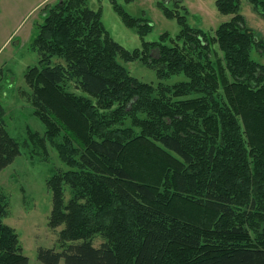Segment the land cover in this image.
I'll use <instances>...</instances> for the list:
<instances>
[{
  "label": "trees",
  "instance_id": "1",
  "mask_svg": "<svg viewBox=\"0 0 264 264\" xmlns=\"http://www.w3.org/2000/svg\"><path fill=\"white\" fill-rule=\"evenodd\" d=\"M66 1L50 8L33 43L41 65L47 63L25 74L43 136L28 130L29 139L21 145L0 127V172L31 143L43 150L49 143L61 162L75 169L57 172L47 187L52 195L49 227L60 228L61 246L78 243L62 252L39 249L38 261L264 264V65L250 57L260 39L244 26L240 0L223 3V12L236 15L209 40L224 52L223 66L219 61L210 68L205 52L197 54L201 61L196 62L164 52L161 61H169L170 69L188 80L178 91L171 89L168 98L155 97L152 86L121 67L117 58L129 60L132 54L107 35L99 13L84 0ZM247 1L264 17V0ZM134 24L140 31L150 27L137 19ZM185 32L181 35L189 48L184 51L207 50L205 33ZM67 83L81 94L66 93L62 86ZM135 98L132 109H152L151 121L125 111ZM114 104L117 119L99 114ZM4 110L0 104V125ZM123 115L146 131L135 136L129 128L114 129ZM159 124L173 131L162 135L155 128ZM135 158L149 164L146 171L133 163ZM65 187L74 191L69 203ZM7 210L0 198V264H28L18 235L2 222ZM97 235L104 241L94 247Z\"/></svg>",
  "mask_w": 264,
  "mask_h": 264
},
{
  "label": "rangeland",
  "instance_id": "2",
  "mask_svg": "<svg viewBox=\"0 0 264 264\" xmlns=\"http://www.w3.org/2000/svg\"><path fill=\"white\" fill-rule=\"evenodd\" d=\"M62 1L64 4L67 2L66 0L44 1L39 5L40 7L34 8L30 14L27 13L25 21H23L25 13H20L14 26L16 33H13L8 40L0 39V104L5 109L3 125L0 127L4 126L8 134L21 145L29 139L28 130L39 133L41 137L45 132L44 125L34 115L33 91L26 83L25 74L29 68L41 65L40 55L33 43L40 27L45 23L50 8L59 6ZM225 1L84 0V5L99 13L107 35L132 54L129 60L117 58L121 67L140 83L152 86L156 91L155 97L164 94L163 96L168 98L174 93L171 89L178 91V85L188 80L177 69H170L169 61H161L164 52L185 55L193 62L200 60L197 57L198 53L205 52L209 57L207 61L208 59L212 61L210 68L214 69L219 61L221 66L225 64L223 59L225 55L219 44L209 41L210 37L211 39L214 37L220 24L236 15L234 12H223L224 8L221 6ZM14 6L19 10L20 1L16 0ZM226 7L228 9L229 5ZM26 8L28 7L21 8L20 11H26ZM261 12L264 13V7L261 8ZM170 13L173 16L169 17ZM239 15L243 18L244 26L253 36L260 39V46L258 48L253 46L249 52L250 57L264 65V17L256 13L247 0H240ZM136 19L140 24H147L150 27L140 31V28L134 27ZM8 28H13L11 20L6 22L3 30ZM186 29L197 31L196 36L201 35L200 32L205 33L207 36L205 41L209 42L207 50L201 48L196 51H184L189 48L184 44L181 35L186 33ZM175 59L180 58L175 57ZM57 60L58 58L53 56L51 64H55ZM46 63L43 62L41 66H45ZM62 88L66 93L81 94L75 90L72 83H67ZM87 98L92 104L97 103L96 99ZM135 102L136 98L128 102L125 111H132V116L139 120L151 121L150 114L155 112L152 109L146 113L138 108L132 109L136 108L133 107ZM118 108L119 106L114 104L111 110H100L99 114L113 118L112 114ZM132 116H119V122L113 128H129L134 131L135 136L142 135L143 131H146L145 128L134 127ZM117 118L114 116V119ZM152 119L148 125L155 124L162 119V116ZM155 128H158V132L162 135L173 131V128L167 127L166 124L156 125ZM38 146L31 143L28 149H22L15 161L0 172V198L8 203L7 215L2 222L18 235L22 254L28 259V264H41L37 259L39 249H55L56 252H62L69 245L78 243L68 242L65 247L61 246L60 228L53 230L49 227L52 195L47 187V182L57 172L75 171V169L62 163L57 151L49 143H46V150ZM132 161L142 172L147 170L149 164L143 159L139 160L142 162L137 158ZM73 192L69 187L64 188L66 203L74 197ZM103 241V237L97 235L93 240V246L99 247ZM60 264H64V261L61 260Z\"/></svg>",
  "mask_w": 264,
  "mask_h": 264
},
{
  "label": "crops",
  "instance_id": "3",
  "mask_svg": "<svg viewBox=\"0 0 264 264\" xmlns=\"http://www.w3.org/2000/svg\"><path fill=\"white\" fill-rule=\"evenodd\" d=\"M21 3V6L19 7V10L14 6L16 0H0V39L8 40L11 38V35L16 33V29L14 26L17 24V21L19 19L20 13H25L23 21L27 18L28 14L31 13V11L36 8L40 7L44 1L46 0H19ZM31 1V3H30ZM48 2H52L54 0H47ZM26 8V11L21 12V8ZM28 13V14H27ZM12 21L13 28H8L7 30H3L4 26L7 21ZM19 34V31L17 32Z\"/></svg>",
  "mask_w": 264,
  "mask_h": 264
}]
</instances>
